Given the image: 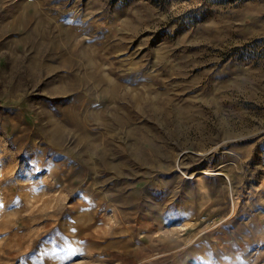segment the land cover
I'll list each match as a JSON object with an SVG mask.
<instances>
[{
	"label": "rangeland",
	"instance_id": "374dc122",
	"mask_svg": "<svg viewBox=\"0 0 264 264\" xmlns=\"http://www.w3.org/2000/svg\"><path fill=\"white\" fill-rule=\"evenodd\" d=\"M0 264H264V0H0Z\"/></svg>",
	"mask_w": 264,
	"mask_h": 264
}]
</instances>
